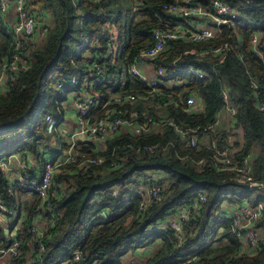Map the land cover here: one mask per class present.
<instances>
[{"label":"trees","instance_id":"16d2710c","mask_svg":"<svg viewBox=\"0 0 264 264\" xmlns=\"http://www.w3.org/2000/svg\"><path fill=\"white\" fill-rule=\"evenodd\" d=\"M182 1L29 3L49 14L51 23L42 41H31L21 51L26 67L0 92V194L9 207L16 200L8 193L1 163L18 154L32 155L43 164L44 151L57 152L49 140L60 133L49 134L45 121L49 102L53 100L55 115V100L60 94L66 99L81 90L85 79H91L97 55L98 64L105 70V82L95 86L102 103L110 95L119 94L122 84L114 77L139 61L153 44L155 30L173 27L176 18L164 6L182 5ZM224 1L240 15L233 26L221 24L218 36L202 42L169 40L166 51L149 62L153 69L163 68L167 75L165 86L159 87L162 93L158 89L149 94L143 81L126 73L127 93L145 97L127 106V116L133 111L146 112L154 123L142 135L131 131L118 134L102 148L91 142L81 145V150L91 156H104L105 163L86 170L76 164L60 169L54 187L58 197L52 201L56 224L37 241H33L31 228L39 198L33 194L36 201L22 224L21 255L14 264H125L127 254H136L144 247L155 250L142 264H264V238L255 253L243 252V243L233 233L227 213V207L245 202L252 208L264 206V0ZM191 3L213 13L212 0ZM255 36L257 42L253 43ZM12 43L13 32L0 13V75ZM224 44L228 50L222 56L215 54L214 50ZM73 77H78L76 85H72ZM190 96L196 97L201 110L187 104ZM107 107L111 112L115 108ZM227 107L234 113L225 128L219 116ZM136 121L141 123L143 119ZM211 124L213 130L208 139L204 138L203 129ZM194 129L197 146L189 141ZM234 135L240 140L231 145ZM62 142L60 135L59 144ZM152 145L159 149L150 156L145 148ZM222 146L228 147L235 164L250 162L253 180L263 184L262 188H242L235 173L222 170L225 165L218 160ZM154 177L161 192L142 212V199L136 190ZM199 194L206 195V202L193 210L184 225L180 246L172 231L146 234L149 228L173 218L177 209L192 205ZM221 228L225 245H199L200 240L215 236ZM254 228L264 235V215ZM185 249H191L189 254L181 253ZM73 251L82 254L80 261H70Z\"/></svg>","mask_w":264,"mask_h":264},{"label":"built area","instance_id":"2783aa9c","mask_svg":"<svg viewBox=\"0 0 264 264\" xmlns=\"http://www.w3.org/2000/svg\"><path fill=\"white\" fill-rule=\"evenodd\" d=\"M13 3L16 13V22L12 29L13 43L11 44L12 52L9 57L3 61L0 81L5 83L8 81H14L21 71L26 67L20 58V53L26 46L35 38H43L48 32L46 24H40L38 19L30 11L28 0H0V13L5 15L9 9V6ZM251 3V2H249ZM165 11L169 14L181 17L187 21V27L182 30L179 27H171L165 30L154 31L153 44L141 54L139 61L133 64L128 73L130 76L138 78L146 85L148 93L157 92L160 85L164 84L163 79L167 77L163 68L153 69L150 65V61L162 54L167 49V43L169 40H176L180 38L188 39L192 42H202L207 39L214 38L220 34V25L229 24L233 26L235 21L240 17L236 9H234L229 3L224 0H212V19L207 20V24H201L199 17L204 18L200 6L191 3V0H183L182 5L171 4L164 6ZM37 40V39H35ZM257 42V37L253 38V43ZM228 50V45L224 44L217 47L214 53L217 55H223ZM113 52V48L109 45V53ZM100 56H96L92 65L93 75L91 79H85L82 88L79 92H73L67 95L64 99V94H60V97L56 99V114L48 113L46 115L47 132L53 134L59 132L62 137V144L57 148L56 153L50 154L48 158L42 164V171L39 176L26 175L20 177L16 182L11 184L8 189L12 193L14 189H21L22 191L36 195L39 198V203L35 209V215L45 220L44 227L38 228L35 223L31 228L33 234V241L39 240L47 228H52L56 224L57 216L52 213V201L57 199V191L55 187V178L60 169L67 165H78L81 170H86L90 166H100L105 163L106 158L104 156H91L89 153L81 150L83 143L91 142L94 145H100V148L105 146V143L119 134L120 129L126 128L135 135H142L147 131L148 126L153 124L152 118L148 116L146 112L133 111L130 116L128 115L127 106H134L139 100H144L145 97L139 96L135 93H127L125 84L121 85L120 93L116 96L110 95L108 101L102 103L100 94L95 90V86L105 82V70L98 64ZM196 75L202 77V74L195 72ZM78 83V77L72 78V85ZM59 89L62 88L61 84H58ZM59 98L61 100H59ZM69 101L72 108V116L76 118V125L72 128L69 135H65V130L61 126L67 119V102ZM197 99L195 96H190L187 99V104L196 108ZM109 105L115 106L111 112L107 110ZM231 114L234 113L233 109L226 108ZM99 112H104L102 116L97 115ZM223 112L220 114L221 118ZM143 119V122L137 123L136 120ZM169 124H173L169 121ZM216 126V125H215ZM214 125L211 124L203 129V137L209 138ZM181 132V131H180ZM192 146H197L198 135L197 129L192 131L190 138ZM213 148L215 144L209 143ZM150 156L157 153L158 145H152L145 148ZM219 161L225 165L222 170H227L235 173L237 180L240 183L249 184L251 187L260 184L253 180L252 168L249 161H245L241 164H235L233 156L230 154V150L226 146H222L218 151ZM263 185V184H262ZM161 192V187L156 183V177H154L147 185L141 186L136 190V193L141 197L140 211H145L148 203L152 199H157ZM206 202V195L199 194L195 202L184 208L176 210L175 216L168 219L167 222L161 223V225L149 228L146 234H150L152 231L156 233H162L166 231H172L176 236L178 246L181 245L184 238V225L191 219V214L199 205ZM225 207V206H224ZM16 207H9L3 197L0 194V214L2 216H8ZM229 208V207H227ZM51 212L49 217L47 214ZM264 215V206L259 205L256 208H252L246 202L233 208V213L228 216L230 218V226L234 234H236L243 242H246L249 251L247 253H255L259 249V240L261 239L260 232L255 230L254 224L259 221ZM102 217H105L104 213H101ZM24 220H21L23 224ZM20 222V221H19ZM19 222H16L17 224ZM15 224L11 231V260L10 263H14L15 258L21 255V241L20 235L21 225ZM227 243L226 238L223 236V229H218L217 234L214 236H208L205 239L199 241V245L205 248H217ZM32 247V246H31ZM40 250L42 246L40 245ZM155 250V249H154ZM154 250L151 247H144L140 249L136 254H127L124 257L125 264H142V261L152 255ZM191 249H185L182 254H189ZM138 255V256H136ZM72 260L80 261L82 254L79 251H73L71 253ZM194 260V258H193ZM84 261V260H83ZM67 262L62 264H67Z\"/></svg>","mask_w":264,"mask_h":264},{"label":"crops","instance_id":"0c3cea01","mask_svg":"<svg viewBox=\"0 0 264 264\" xmlns=\"http://www.w3.org/2000/svg\"><path fill=\"white\" fill-rule=\"evenodd\" d=\"M29 3L32 0H28ZM36 4H30V11L32 12V14L38 19L40 24H46L47 27L49 26V24L51 23V16H49V14L44 13L43 10H41V7L39 6H35ZM202 14L204 15V18L199 17V22L201 24L206 25L207 24V20L212 19V13H208L206 11V9L202 10ZM5 21L8 23V27L10 29V31L12 32V29L14 27V24L16 22V13H15V7L13 5V3H11V5L9 6V9L7 11V13L5 15ZM174 18H176L173 27H179L181 30L183 28L187 27V21L181 17H176L174 15ZM207 20H206V19ZM208 22L210 23V21L208 20ZM37 39V40H35ZM33 41H42L41 38L37 37L35 38ZM126 71V70H125ZM127 75H129L128 73V69H127ZM124 73L116 75L114 77L115 82L116 83H121V84H125L127 81V75L126 78L122 81H116V78H122ZM111 78V77H110ZM168 84H172L173 86H178L177 82H169ZM6 87V83L4 81H0V92L3 91ZM118 94V93H117ZM116 96V95H114ZM68 105H70L69 101L67 102ZM69 108H72L70 106H68ZM202 107V105L199 106V109ZM73 110V108L71 109ZM74 111V110H73ZM72 111H70V117H67L66 122H64L61 126V129L63 128L65 130V135H69L70 132L72 131V128L75 127L76 125V118L74 116L71 115ZM232 115L230 113L229 110H225L222 114V122H223V126L226 128L228 125H230V123L227 125L226 122L230 121V118ZM128 130L126 128H121L119 134L121 133H125ZM61 135V134H60ZM235 137L237 138V140L239 138V135H234L232 139H230V144L232 145ZM60 145V144H59ZM97 147L100 148V145H96ZM45 152V157L48 158L50 156V154H52L53 152H50V150H46ZM1 168L3 170L5 179L7 181V186L9 187L11 184H13L14 182H16L18 179H20V177L26 176V175H32V176H39L41 171H42V164H39V162L37 161V159L32 156V155H18L15 154L13 156H11L10 158L6 159L5 161H3L1 163ZM8 193L12 196L15 197L16 203L14 204V206L16 207L8 216H2L0 214V264H14V263H10L11 260V252H10V246H11V231L14 227L15 224H17L16 222H19L17 225H21L22 222L21 220H26V218L29 215L30 209L32 207V205L35 203L36 201V197L28 192L22 191L21 189H14L12 193L9 192L8 189ZM7 204V202H5ZM8 205V204H7ZM9 206V205H8ZM13 206V205H12ZM227 213L230 215L233 213V207L228 208ZM228 215V216H229ZM23 221V222H24ZM44 222L45 220L43 218H39L35 215L34 218V223L38 228H43L44 227ZM33 223V224H34ZM3 232V235L1 234ZM261 237L264 238V235H262L260 233ZM9 242V244L6 243ZM158 247V245H157ZM250 249L247 245L246 242H243V247H242V251L243 252H248ZM138 256V255H136Z\"/></svg>","mask_w":264,"mask_h":264},{"label":"rangeland","instance_id":"374dc122","mask_svg":"<svg viewBox=\"0 0 264 264\" xmlns=\"http://www.w3.org/2000/svg\"><path fill=\"white\" fill-rule=\"evenodd\" d=\"M126 78V73H124L123 74V76H122V78H119V77H117L116 78V81L118 82V81H122V80H124ZM164 86H165V84H164ZM162 91H163V89H162ZM162 91H161V89H159V92H161L162 93ZM56 94L57 93H55V97H56ZM158 103H160L161 104V102L160 101H158ZM68 106H70V107H72L71 105H67V109H66V111H67V117H70V108L68 107ZM47 112H49V113H51V114H54V105H53V100H51L50 102H49V104L47 105ZM222 118V117H221ZM47 135V134H46ZM62 137H64V136H62ZM235 140H237V138L235 137ZM50 147L51 148H53V150H55V149H57V147L59 146V143H60V134H55V135H51L50 136Z\"/></svg>","mask_w":264,"mask_h":264},{"label":"water","instance_id":"95a60500","mask_svg":"<svg viewBox=\"0 0 264 264\" xmlns=\"http://www.w3.org/2000/svg\"><path fill=\"white\" fill-rule=\"evenodd\" d=\"M173 17H174V15H173ZM238 185L242 188H245V189H260L263 187L262 184H257V185H254L251 187L249 184H244V183H240V182H238Z\"/></svg>","mask_w":264,"mask_h":264}]
</instances>
